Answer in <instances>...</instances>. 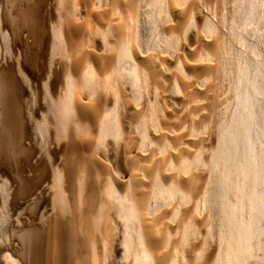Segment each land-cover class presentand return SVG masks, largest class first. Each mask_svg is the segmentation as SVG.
<instances>
[{"label": "bare ground", "instance_id": "bare-ground-1", "mask_svg": "<svg viewBox=\"0 0 264 264\" xmlns=\"http://www.w3.org/2000/svg\"><path fill=\"white\" fill-rule=\"evenodd\" d=\"M264 263V0H0V264Z\"/></svg>", "mask_w": 264, "mask_h": 264}, {"label": "rangeland", "instance_id": "rangeland-1", "mask_svg": "<svg viewBox=\"0 0 264 264\" xmlns=\"http://www.w3.org/2000/svg\"><path fill=\"white\" fill-rule=\"evenodd\" d=\"M261 264H264V263H261Z\"/></svg>", "mask_w": 264, "mask_h": 264}]
</instances>
